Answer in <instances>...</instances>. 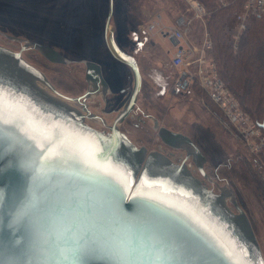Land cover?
I'll return each mask as SVG.
<instances>
[{"label":"water","instance_id":"1","mask_svg":"<svg viewBox=\"0 0 264 264\" xmlns=\"http://www.w3.org/2000/svg\"><path fill=\"white\" fill-rule=\"evenodd\" d=\"M112 7L110 0L106 41L133 75L118 120L136 103L142 78L133 55L114 42V26L109 24ZM58 59L71 60L62 55ZM42 82L44 74L20 51L0 45V93L5 118L11 121L3 126L0 139V264H42L34 224L26 218L35 217L29 205L55 215L72 200L111 218L134 221L138 229L175 242L182 249L183 264H234L240 259L264 264L247 215L241 209L232 212L224 194L208 188L183 164L157 152L147 154L116 125L109 133L90 127ZM258 125L264 129V123ZM34 128L47 130L51 142L37 147L44 142ZM159 132L169 140L192 143L181 132L163 126ZM61 143L65 147L60 154L45 159ZM201 171L209 178L202 167ZM218 187L234 198L231 188ZM78 264L113 262L102 251H93L82 254Z\"/></svg>","mask_w":264,"mask_h":264},{"label":"rangeland","instance_id":"2","mask_svg":"<svg viewBox=\"0 0 264 264\" xmlns=\"http://www.w3.org/2000/svg\"><path fill=\"white\" fill-rule=\"evenodd\" d=\"M112 1L109 24L114 26V39L136 59L142 78L135 108L121 123V128L137 146L143 145L146 152L159 146L173 150L159 138L154 121L157 127L163 126L187 136L205 158L201 165L203 171L214 181L202 179L198 172L195 177L215 192L224 184L232 189L236 204L249 218L264 258V129L257 122L264 113H252L239 102L246 120L240 121L239 118L236 124L230 122L218 103L197 84L199 74L195 64L196 58L204 56L213 63L211 74L219 77L226 87L229 82L234 84V58L240 50V41L247 37L248 30L256 22L264 24V13L255 23L250 18L245 27L239 29L235 17L244 12V0H238L234 6L230 5L234 0H207L204 5L196 0L202 13L191 7L189 2L192 0ZM109 2L0 0V44L19 48V42L5 33L58 49L62 56L71 60L52 62L33 48H27L23 56L66 94H79L85 87V61L80 59L102 63L111 85L122 81L115 85L116 88L123 86L125 81L122 79L129 75L126 82L128 92L132 87V73L107 50L104 33ZM179 16L185 20L182 27L184 42L193 51L191 62L194 63L190 70L194 81L188 90L176 92L172 89L176 73L173 76L169 61L163 62L158 47L153 49L155 43L143 26L158 18L160 21L165 18L174 21ZM134 18L138 24L132 22ZM156 40L169 58L173 52L171 40L159 37ZM213 57L217 58L216 61ZM236 99L239 101L238 97ZM95 101L93 99V104ZM122 103L123 100L116 102L113 113L122 107ZM184 152L179 150V154ZM226 203L235 212L234 203L230 199Z\"/></svg>","mask_w":264,"mask_h":264},{"label":"snow or ice","instance_id":"3","mask_svg":"<svg viewBox=\"0 0 264 264\" xmlns=\"http://www.w3.org/2000/svg\"><path fill=\"white\" fill-rule=\"evenodd\" d=\"M5 112L0 93V139L3 126L11 123ZM33 131L44 142L37 147L51 142L47 130ZM64 147V143L57 145L45 159L58 156ZM29 206L35 217L26 218L34 224L42 264H78L82 254L93 251H102L113 264H183L182 249L175 242L138 229L134 221L111 218L76 200L68 202L55 215L34 204ZM234 264H247V260H236Z\"/></svg>","mask_w":264,"mask_h":264},{"label":"flooded vegetation","instance_id":"4","mask_svg":"<svg viewBox=\"0 0 264 264\" xmlns=\"http://www.w3.org/2000/svg\"><path fill=\"white\" fill-rule=\"evenodd\" d=\"M112 37L114 38V31L112 32ZM13 38L17 42H19V48L14 49V48H11L9 46H5V47H7L11 50H14V51H20L22 57L26 61H28L30 64H32V63L26 57L23 56V53L27 48H33L34 50L40 52L45 58H47L48 60H50L52 62H58L60 60V59H58V57H61V54H60L59 50L53 46L38 42L37 40H28V39L22 38V37L13 36ZM105 38H106V35H105ZM114 42H116V41H114ZM116 45H118L122 50H124L125 52H127L129 54L128 49L126 47H124L121 43L116 42ZM107 50L110 51L112 56L117 61L121 62L120 60H118L114 56V54L111 52L109 46H108ZM121 63L124 64L123 62H121ZM124 65H126L128 67V69L130 70V72L132 73L130 67L127 64H124ZM33 66L36 67L35 65H33ZM36 68L39 69L38 67H36ZM105 72H106L105 67L103 66L102 63L92 61V60L86 61L84 64V76H83L84 80H85V87L81 93L74 94V95L66 94V93L58 90L48 80V78L46 77V75L43 72H42V74H44V78L46 79V82H48V84L50 86L46 82H42V84L45 85V87H47V88L50 87L51 91L52 90L56 91L57 94H54L53 92L52 93L54 95L58 96L63 101H65L70 106L71 109H73L75 112H77L79 115H81L84 123H86L90 127L97 129L99 131H102L104 133H109V132H111V127L116 125L115 127L119 131H121L127 135L126 131L123 128H121V123L126 119L127 116L130 115L132 110L135 108V104L131 108V110H129L122 118H120L118 120L116 118H117V115L120 112V109L122 107L117 108L115 113H113V109H115L116 102L123 100L122 104H124L126 102L128 96H129V94H130L131 89L128 92H126V89H127V85H126L127 83L126 82H127V78L129 77V75H125V78L122 79L123 82L125 81L123 83V86L121 85V87L116 88L115 85L120 84L122 81L121 82L118 81L117 83L115 81L111 85L109 82L110 79L107 78ZM131 76H132V85H133V75H131ZM122 98H124V99H122ZM93 99L96 100L94 104H93ZM96 106H99L101 108H99V110H98V109H96ZM121 106H123V105H121ZM137 110H140L139 107H137ZM106 112H108L107 115H106ZM109 112H111V113H109ZM139 112L142 113L141 111H139ZM111 115H113V116H111ZM154 123H156L155 128H157L159 138L162 140L163 143H166L167 145H169L173 150L168 151V150H165L164 148H162L161 146H159V147L151 148L149 151H147V154L150 152L160 153L161 155H163L164 157H166L167 159H169L170 161H172L174 163L183 164L193 175L196 172H198L199 175L202 176V179L207 180V177L204 176V173H202L201 167H200V164L203 161V156L200 153V151L192 143L184 142L181 144V143L169 140V138H166L167 136H165V137H164V135L161 136L159 129L162 126L157 127V122L154 121ZM190 142H191V140H190ZM138 147H144V146L140 145ZM144 149H145V147H144ZM174 149L176 151H174ZM181 149L185 151L184 154H182V153L179 154V150H181ZM209 179H210V177H209ZM208 188H210V187H208ZM217 193L224 194V198L226 199V201L228 199H230L231 202H234V198H231V196H230L232 194L230 191L220 190ZM232 207L235 209V212L233 210H231V208H230V210L234 213H238L239 209L244 211V209L241 206H239L238 204H234ZM244 213L246 214L245 211H244Z\"/></svg>","mask_w":264,"mask_h":264},{"label":"built area","instance_id":"5","mask_svg":"<svg viewBox=\"0 0 264 264\" xmlns=\"http://www.w3.org/2000/svg\"><path fill=\"white\" fill-rule=\"evenodd\" d=\"M198 13H202V7L192 0ZM244 12L236 14V21L239 22V29H243L251 17H258L264 13V0H244ZM185 20L182 16L176 18V22L171 25L163 24L160 19L149 22L146 27L148 31L156 29L164 36L175 40V50L171 57V63L176 69V78L173 81L172 89L176 92L185 91L191 88L194 78L193 71L190 70L192 49L184 42L182 27ZM195 64L198 68V84L208 94L211 100L218 103L221 110L229 118L230 122L236 124V120H246V115L242 113V108L238 99L232 94L221 79L210 73L213 63L204 56L196 58Z\"/></svg>","mask_w":264,"mask_h":264},{"label":"trees","instance_id":"6","mask_svg":"<svg viewBox=\"0 0 264 264\" xmlns=\"http://www.w3.org/2000/svg\"><path fill=\"white\" fill-rule=\"evenodd\" d=\"M206 4L207 0H199ZM234 0L231 6L237 4ZM129 9V7H128ZM130 16H133L130 12ZM260 17H251L253 23ZM135 21V22H134ZM136 23V18L132 20ZM250 24V23H249ZM248 24V27H249ZM247 27V28H248ZM246 28V29H247ZM216 61V57H213ZM232 79L234 84L229 82V90L239 98V102L247 110L254 113H264V24L256 22L254 27L247 32V37L241 39L240 50L234 58ZM227 66V65H226ZM231 75V74H230ZM258 123H264V116L258 117Z\"/></svg>","mask_w":264,"mask_h":264},{"label":"crops","instance_id":"7","mask_svg":"<svg viewBox=\"0 0 264 264\" xmlns=\"http://www.w3.org/2000/svg\"><path fill=\"white\" fill-rule=\"evenodd\" d=\"M190 3V5H191V7H195L191 2H189ZM163 24H165V25H171V24H174L175 22H176V19L173 21V20H171V19H169V18H165V19H163L162 21H161ZM143 28H144V31H145V33H147V35L152 39V41H153V43H155V46L153 47V49L155 50L157 47H158V49L162 52V57H163V62L165 61V62H167V61H169V64H170V67L172 68V71H173V76L175 75V73H176V69L174 68V66L172 65V63H171V57H172V55H173V53H174V50H175V47H174V45H175V40L174 39H171V38H169L168 36H164L163 34H161L160 32H158L156 29H154V30H152V31H148L147 30V27H146V24H145V26H143ZM135 33V32H134ZM156 37H159V38H162V39H164V38H167V39H169V40H171V42H172V44H173V52H172V54H171V56L168 58L165 54H164V52H163V49L161 48V46L159 45V43L157 42V40H156ZM156 52V51H155ZM154 52V53H155ZM156 58V57H155ZM167 60V61H166ZM174 78V77H173ZM198 84V83H197ZM199 85V84H198ZM199 87H201L200 85H199Z\"/></svg>","mask_w":264,"mask_h":264},{"label":"bare ground","instance_id":"8","mask_svg":"<svg viewBox=\"0 0 264 264\" xmlns=\"http://www.w3.org/2000/svg\"><path fill=\"white\" fill-rule=\"evenodd\" d=\"M125 64V63H124Z\"/></svg>","mask_w":264,"mask_h":264}]
</instances>
